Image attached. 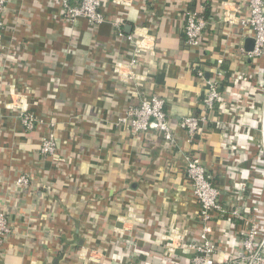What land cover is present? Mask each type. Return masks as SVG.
I'll list each match as a JSON object with an SVG mask.
<instances>
[{
  "label": "crops",
  "instance_id": "0c3cea01",
  "mask_svg": "<svg viewBox=\"0 0 264 264\" xmlns=\"http://www.w3.org/2000/svg\"><path fill=\"white\" fill-rule=\"evenodd\" d=\"M239 0H101L105 21L90 27L66 18L57 0H7L0 32V212L12 227L0 264H189L199 205L184 157L197 154L220 190L224 212L210 223L221 262L238 260L246 224L264 221V68L237 57L246 36L237 26ZM198 47L183 39V12L202 15ZM234 21L228 24V18ZM119 25L123 35H117ZM129 27V28H128ZM147 33L126 78L132 43ZM222 60L218 65V61ZM222 68L220 100L193 138L177 124L202 112L204 83ZM215 69V70H214ZM161 96L175 144L154 130L132 133L118 120L142 98ZM23 110L38 119L27 129ZM51 125V126H49ZM53 130L54 156L40 153ZM25 175L27 186L16 184ZM178 248L168 255L165 240ZM226 264V262L220 263Z\"/></svg>",
  "mask_w": 264,
  "mask_h": 264
},
{
  "label": "built area",
  "instance_id": "2783aa9c",
  "mask_svg": "<svg viewBox=\"0 0 264 264\" xmlns=\"http://www.w3.org/2000/svg\"><path fill=\"white\" fill-rule=\"evenodd\" d=\"M115 2L129 5L131 0H114ZM7 0H0V32L3 28L2 11ZM63 14L70 20L78 18L86 19L90 27H95L103 23L106 19L100 11L101 0H57ZM235 7L236 12H240L237 26L246 38L253 39V47L250 51H245L243 45L236 48L237 57L245 60L255 61L256 66L264 68V0H239ZM228 24L233 25L231 16ZM117 35L122 37L123 33L119 25L115 24ZM206 26V19L197 11L185 9L183 12V39L188 47H198L201 36ZM128 42L132 43V55L129 62L121 65L117 73L126 78L136 76L134 68L138 65L139 57L146 52L154 51L152 37L143 33L138 40L132 35L126 36ZM222 60L218 61V65ZM215 70V69H214ZM221 68H217L210 75H206L203 69H196V76L204 83V90L201 97L202 112L190 114L180 119L177 126L184 130L190 138L200 133L204 125L208 122L209 113L214 110L215 105L220 100V77ZM264 90V84H263ZM264 97V91H263ZM21 121L25 128L31 129L37 125L38 119L29 111L23 110L20 114ZM119 123L128 124L132 133H144L150 130L159 132L164 140L174 145L175 139L166 112V102L158 95L142 98L137 105L130 106ZM51 126V125H49ZM40 153L43 156H54L56 153V143L53 130H48L40 141ZM184 169L186 177L191 186L192 195L199 205L198 219L201 225L197 238L188 241L185 248L192 252L189 264H264V221L255 216L242 215L238 207L229 211L228 217L240 218L246 224L241 233V248L238 260L227 254L221 262H218L216 255L219 252L218 243L209 236L210 223L216 219V214L224 212L219 201L220 190L212 181V175L196 154H188L184 157ZM16 184L27 186L29 179L21 175L16 179ZM9 220L3 212H0V250L3 241L12 233ZM183 239L182 235H169L165 240L168 244L166 251L168 255H174L177 245L174 241Z\"/></svg>",
  "mask_w": 264,
  "mask_h": 264
},
{
  "label": "water",
  "instance_id": "95a60500",
  "mask_svg": "<svg viewBox=\"0 0 264 264\" xmlns=\"http://www.w3.org/2000/svg\"><path fill=\"white\" fill-rule=\"evenodd\" d=\"M243 47H244L245 51H250L252 49V47H253V39L252 38H246L244 40ZM185 116L186 115H184L183 117H185Z\"/></svg>",
  "mask_w": 264,
  "mask_h": 264
},
{
  "label": "trees",
  "instance_id": "16d2710c",
  "mask_svg": "<svg viewBox=\"0 0 264 264\" xmlns=\"http://www.w3.org/2000/svg\"><path fill=\"white\" fill-rule=\"evenodd\" d=\"M202 16L204 18H206V16H207V8L206 7L204 8V12L202 13ZM221 70H222V68H221Z\"/></svg>",
  "mask_w": 264,
  "mask_h": 264
}]
</instances>
